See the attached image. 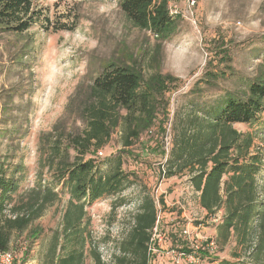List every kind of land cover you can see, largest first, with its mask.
I'll list each match as a JSON object with an SVG mask.
<instances>
[{"label": "rangeland", "instance_id": "1", "mask_svg": "<svg viewBox=\"0 0 264 264\" xmlns=\"http://www.w3.org/2000/svg\"><path fill=\"white\" fill-rule=\"evenodd\" d=\"M119 3L120 0H35L47 20L42 18L19 34L0 26V158L13 164L22 160L19 192L32 186L39 173L47 180V170H41L39 165L38 139L63 116L77 85L90 81L108 61L137 65L146 76L155 72L167 75L166 89L157 97L161 106L152 132L144 131L131 147L132 155L125 156L124 169L138 172L140 183L123 191L125 202L120 206L113 207L119 199L109 197L87 207L89 223L85 232L102 260L113 264L110 256L118 253L117 241L127 235L133 224L139 197L149 192L159 213L149 264H175L171 252L187 248L194 240H213L212 255L230 257L234 238L225 243L218 240V218H203L205 212L186 184V175L158 182L154 172L191 106H204L226 93L239 97L248 93V85L262 71L264 0H195L190 9L180 1L179 12L174 15L175 28L165 37L133 26ZM210 72L218 77L207 81ZM71 120L70 125L81 128ZM260 122L263 129L243 124L234 127L250 132L254 139L251 151L264 154V115ZM111 137L100 149L102 153H97L100 158L121 148L118 127ZM261 174L264 175V165ZM159 198L164 200V206ZM67 200L68 194L62 193L59 201L47 207L28 229L13 236L15 264H53L54 256L49 250L61 230ZM90 247L87 241L82 264H93Z\"/></svg>", "mask_w": 264, "mask_h": 264}, {"label": "trees", "instance_id": "2", "mask_svg": "<svg viewBox=\"0 0 264 264\" xmlns=\"http://www.w3.org/2000/svg\"><path fill=\"white\" fill-rule=\"evenodd\" d=\"M119 6L133 26L156 37L169 36L175 28L176 18L166 0H120ZM42 18L48 19L35 0H0V26L9 32L23 33ZM261 70L245 97L226 93L204 106H191L154 172L158 182L186 175V184L205 212L203 218H218V240L225 243L234 238L230 257L213 256L204 248L196 251L201 262L264 264V154L251 151L254 139L250 132L234 127L243 124L263 129L264 58ZM217 77L210 72L207 81ZM166 78L156 72L146 76L137 65L108 61L90 81L77 85L63 116L39 137V165L47 170V180L39 173L32 186L19 192L22 160L13 164L0 158V252L10 250L13 236L28 229L65 192L68 200L61 230L49 250L52 263L82 264L84 245L89 241L93 264H107L85 232L87 207L109 197L119 199L113 207L120 206L125 202L123 191L140 181L138 172L124 169L125 156L132 155L130 149L144 131L152 132L161 106L157 97L166 89ZM70 118L81 128L70 125ZM116 127L121 148L100 158L97 153L110 142ZM158 202L164 206L162 198ZM158 222L155 200L146 192L139 197L133 224L117 241L118 253L111 254V262L149 264ZM190 245L171 253L182 257L193 252Z\"/></svg>", "mask_w": 264, "mask_h": 264}, {"label": "built area", "instance_id": "3", "mask_svg": "<svg viewBox=\"0 0 264 264\" xmlns=\"http://www.w3.org/2000/svg\"><path fill=\"white\" fill-rule=\"evenodd\" d=\"M166 1H167L169 12L173 16L178 14V12H179L178 3L180 1H184L186 4V8H188V9H190L195 4V0H166ZM101 153H102L101 151L98 152V154H101ZM155 229L156 228H154V230ZM184 232L188 233L187 230H184ZM188 237H190V236H188ZM190 244H191V248L193 249V252L188 253L186 255H183L182 257L175 255L174 259H173L175 264H180L181 261L184 262V264H200L201 259L196 254V251H198L199 249L206 248L209 250L210 253H212L211 251H213V249H214L213 248V244H214L213 240H209L206 243L198 242V241L194 240L193 242H190ZM16 258H17L16 255L14 254V252L11 249L8 251L0 252V264H15Z\"/></svg>", "mask_w": 264, "mask_h": 264}, {"label": "crops", "instance_id": "4", "mask_svg": "<svg viewBox=\"0 0 264 264\" xmlns=\"http://www.w3.org/2000/svg\"><path fill=\"white\" fill-rule=\"evenodd\" d=\"M197 199V198H196ZM195 199L196 203H197V200ZM198 205V204H197Z\"/></svg>", "mask_w": 264, "mask_h": 264}]
</instances>
